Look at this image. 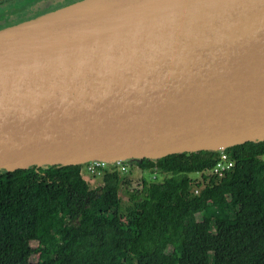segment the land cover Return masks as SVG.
Here are the masks:
<instances>
[{"label":"water","instance_id":"obj_1","mask_svg":"<svg viewBox=\"0 0 264 264\" xmlns=\"http://www.w3.org/2000/svg\"><path fill=\"white\" fill-rule=\"evenodd\" d=\"M264 140V0H80L0 28V169Z\"/></svg>","mask_w":264,"mask_h":264},{"label":"trees","instance_id":"obj_2","mask_svg":"<svg viewBox=\"0 0 264 264\" xmlns=\"http://www.w3.org/2000/svg\"><path fill=\"white\" fill-rule=\"evenodd\" d=\"M225 151L221 178L205 174L219 150L133 159L155 176L126 212L131 181L115 169L98 186L83 164L0 169V264H264V140Z\"/></svg>","mask_w":264,"mask_h":264},{"label":"rangeland","instance_id":"obj_3","mask_svg":"<svg viewBox=\"0 0 264 264\" xmlns=\"http://www.w3.org/2000/svg\"><path fill=\"white\" fill-rule=\"evenodd\" d=\"M33 2H35V0H5L1 2L0 21H5L8 18L14 17L13 19L17 20V22H20L22 20L30 19L38 15L44 14L43 13L44 11L41 10L35 11V9H33L30 12L21 13L26 7H28L29 4ZM262 157L264 159V156ZM129 164L131 167L129 168V173H127V175L129 176L128 178L131 181V184L129 186L123 187L121 190V198H122L124 212H126V209L130 203V193L132 191L141 190L142 176H145L147 178H151L155 176V174H153L150 170L139 169L137 164L131 163V161L129 162ZM83 175L85 178H87L90 181L92 186H98L102 184V175L93 176L92 174L88 173L85 170H83ZM190 177L198 181L201 180L203 181V175L199 172L191 173Z\"/></svg>","mask_w":264,"mask_h":264},{"label":"built area","instance_id":"obj_4","mask_svg":"<svg viewBox=\"0 0 264 264\" xmlns=\"http://www.w3.org/2000/svg\"><path fill=\"white\" fill-rule=\"evenodd\" d=\"M218 161L213 169L207 170L205 172L208 176H215L221 178L224 174L231 170L235 166V160L229 156L225 151V148H220ZM129 163L124 160H117L115 162H107L104 160H90L84 163L83 169L93 176L103 175L106 169H115L119 171L120 174L124 175L129 173ZM195 192H199V188L195 189Z\"/></svg>","mask_w":264,"mask_h":264},{"label":"flooded vegetation","instance_id":"obj_5","mask_svg":"<svg viewBox=\"0 0 264 264\" xmlns=\"http://www.w3.org/2000/svg\"><path fill=\"white\" fill-rule=\"evenodd\" d=\"M79 0H35L26 7L21 13L30 12L33 9L44 11L43 13L56 10L58 8L70 5Z\"/></svg>","mask_w":264,"mask_h":264},{"label":"bare ground","instance_id":"obj_6","mask_svg":"<svg viewBox=\"0 0 264 264\" xmlns=\"http://www.w3.org/2000/svg\"><path fill=\"white\" fill-rule=\"evenodd\" d=\"M132 160H133V159H130V160H129V159H126V160H124V161H126V162L129 163V162L132 161ZM83 165H84V164H83Z\"/></svg>","mask_w":264,"mask_h":264}]
</instances>
